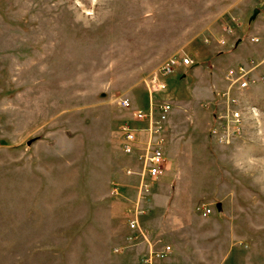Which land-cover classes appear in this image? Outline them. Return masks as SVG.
Returning a JSON list of instances; mask_svg holds the SVG:
<instances>
[{"label":"rangeland","instance_id":"obj_1","mask_svg":"<svg viewBox=\"0 0 264 264\" xmlns=\"http://www.w3.org/2000/svg\"><path fill=\"white\" fill-rule=\"evenodd\" d=\"M184 57L193 63L162 76L167 87L154 100L178 108L211 81L214 96L201 100V113L189 106L173 115L167 168L151 179L122 150L119 126L133 114L119 101L146 109V81ZM240 64L253 82L231 90L241 134L219 144L206 110ZM261 76L264 0H0V264H139L131 217L150 241L173 246L172 264L212 261L220 244L198 245L192 231L211 224L198 206L210 195L212 207L229 203L238 189L264 208ZM254 225L264 233L262 218ZM243 247L229 264L251 263Z\"/></svg>","mask_w":264,"mask_h":264},{"label":"built area","instance_id":"obj_2","mask_svg":"<svg viewBox=\"0 0 264 264\" xmlns=\"http://www.w3.org/2000/svg\"><path fill=\"white\" fill-rule=\"evenodd\" d=\"M191 63L193 60L188 57L172 58L146 81L150 94V105L146 109L133 107L128 98H122L119 101L123 108L131 109L133 114V119L123 121L119 126L122 150L127 154H134L144 161L145 174L148 178L160 177L167 168L168 122L174 109L170 99L154 100L155 92L167 87L166 82L161 79L162 76L173 72L178 65ZM228 75L233 80L232 84L229 85L228 90L218 92L220 100L217 99L216 108L213 111V122L209 129V135L219 144H228L241 134L243 112L239 97L231 94L234 84L238 89L244 91L253 83L251 72L244 64L230 70ZM260 79L263 80L264 77L261 76ZM128 172L131 170L129 169ZM115 191L118 192V185H116ZM198 209L204 216L212 212L207 203H201ZM139 212L141 213L140 210ZM135 213H138L136 208ZM129 226L139 232L134 235L136 238L141 237L142 241L148 243V249L141 254L139 264H164L173 250L172 245L162 239H158L156 242L150 241L148 229L140 228L137 217L129 219Z\"/></svg>","mask_w":264,"mask_h":264},{"label":"crops","instance_id":"obj_3","mask_svg":"<svg viewBox=\"0 0 264 264\" xmlns=\"http://www.w3.org/2000/svg\"><path fill=\"white\" fill-rule=\"evenodd\" d=\"M187 65V64H182ZM192 76L195 78H198V75L200 73L199 66H195L192 70ZM187 76L183 79H185ZM214 82L211 81V84H208V86L203 87V91L198 92L202 95V98H199V100H193V98L189 99L188 101H191L188 103L187 101L181 100V103H179L178 108L174 105V109L170 114L168 126L170 129H173L175 127V123L173 121L174 114L177 111L184 113V109H187L189 106L193 107L196 112L201 113L202 107L204 106V103L201 102V100L204 97L213 98L214 96ZM198 86V79L195 84V87L192 89L197 91ZM199 87V86H198ZM194 92V91H193ZM197 99V98H195ZM212 101H208V103H211ZM197 107V110H196ZM206 110V109H205ZM190 110L188 109V113ZM189 116V114L186 115V118ZM205 122L208 123L209 129L213 122V111L208 108L206 110L205 115ZM189 128V127H188ZM208 129V130H209ZM209 133V132H208ZM192 149V148H191ZM190 149V145L187 144L186 148L182 150V153L190 155L193 150ZM240 190V189H239ZM236 192H233L231 195V201L227 203L222 204V202H217L214 209L210 205L211 203L215 204L213 199H215V196L210 195V201L211 203H207L211 209L212 212L206 216H203L204 219L209 220L208 226H196L194 229H192L193 233L196 234V242L198 245H206L208 243L214 244V250L217 245V243L220 244L219 251L213 252V255L215 256L212 261L204 262L202 264H229L231 258L233 257V254L239 253L243 246H247L249 253V256L252 257V261H250V264H264V233L258 232L257 229L258 226L255 227L254 223L257 225L260 218L264 221V208L260 205L261 199L258 197H255L254 194H241L238 192V189H236ZM230 203H232L230 205ZM234 207L236 209H234ZM233 209V210H232ZM245 216V217H244ZM248 218V219H247ZM257 223H256V222ZM244 243V244H242ZM173 247V246H172ZM148 249V244L146 241H141L139 243V258L142 254V252H145ZM174 248L171 252V254L168 256V258L165 260L164 264H172L174 262V259L176 258L174 253ZM213 250V251H214ZM246 252V250H245ZM205 255V253H203ZM206 256V255H205ZM204 256V257H205ZM254 257V258H253ZM256 258H259L258 260ZM208 261V260H207ZM238 264V263H237Z\"/></svg>","mask_w":264,"mask_h":264},{"label":"water","instance_id":"obj_4","mask_svg":"<svg viewBox=\"0 0 264 264\" xmlns=\"http://www.w3.org/2000/svg\"><path fill=\"white\" fill-rule=\"evenodd\" d=\"M34 141V138L28 139L27 144L30 145Z\"/></svg>","mask_w":264,"mask_h":264}]
</instances>
